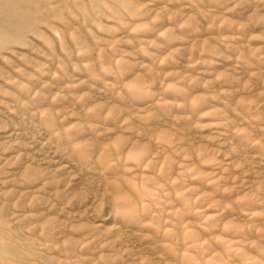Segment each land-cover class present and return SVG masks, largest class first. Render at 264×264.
<instances>
[{
  "label": "rangeland",
  "instance_id": "obj_1",
  "mask_svg": "<svg viewBox=\"0 0 264 264\" xmlns=\"http://www.w3.org/2000/svg\"><path fill=\"white\" fill-rule=\"evenodd\" d=\"M26 1L0 0V215L18 254L0 264H264L259 9Z\"/></svg>",
  "mask_w": 264,
  "mask_h": 264
},
{
  "label": "bare ground",
  "instance_id": "obj_2",
  "mask_svg": "<svg viewBox=\"0 0 264 264\" xmlns=\"http://www.w3.org/2000/svg\"><path fill=\"white\" fill-rule=\"evenodd\" d=\"M2 1H4V3L5 2H7L8 0H2ZM58 3H60L59 1H57ZM57 2H55L54 0L52 1V2H50V0H27L26 1V3L30 6V8L32 9V11L33 12H39L40 10L42 11V10H44V9H46L47 7H49V6H53V5H55V4H58ZM236 2V1H235ZM239 2H241L242 3V5H244L243 7H242V9L243 8H248V7H250L251 5H254V8H257V9H259V16H264V4L263 3H261L262 1H259V0H241V1H239ZM17 4H18V8H17V10L19 9V11H17V16H19V17H21V15H20V5L21 4H19V2H16ZM250 4V5H249ZM49 5V6H48ZM159 8V7H158ZM252 9H253V7H252ZM252 9H248L249 11H251ZM54 12V14L53 15H57V13L55 12V11H53ZM252 12V11H251ZM1 19V18H0ZM14 24V23H13ZM259 26V25H258ZM257 26V27H258ZM18 33V32H17ZM7 42H8V37L3 33V31L0 29V49H3V48H5L6 47V45H7ZM263 48V47H262ZM98 90V89H97ZM97 96V95H96ZM247 98V97H246ZM100 101V100H99ZM114 102V101H113ZM141 132V131H140ZM19 145V144H18ZM69 149V148H68ZM26 152V151H25ZM29 155V154H28ZM46 158V157H45ZM44 158V159H45ZM25 159V158H24ZM28 159V158H27ZM51 159H52V157H51ZM64 159V158H63ZM26 160V159H25ZM41 160V159H40ZM40 160H38V161H40ZM255 160V159H254ZM42 161V160H41ZM58 161V160H57ZM61 161V160H60ZM26 162V161H25ZM55 162V161H54ZM63 162V161H62ZM53 163V162H52ZM58 163V162H57ZM65 163V162H64ZM50 164H51V162H50ZM55 165V164H54ZM57 165V164H56ZM67 165V164H66ZM41 167V166H40ZM45 167V166H44ZM45 168H48L47 166L45 167ZM55 168V167H54ZM69 168V167H68ZM49 169V168H48ZM67 169V168H66ZM32 170V169H31ZM46 170V169H45ZM65 170V169H64ZM72 170V169H71ZM34 171V170H33ZM30 172H32V171H30ZM36 173H38V172H36ZM60 173V172H59ZM69 173V172H68ZM29 174V175H28ZM27 174V176L26 177H30V176H33L34 174L33 173H28ZM33 174V175H32ZM175 175V174H174ZM37 176H39V175H37ZM37 176L35 177L36 179H38L39 180V178H37ZM71 176V175H70ZM78 176H76V178H77ZM35 179V180H36ZM41 179V178H40ZM45 180H46V178H44ZM63 179V178H62ZM61 179V180H62ZM74 179V178H73ZM45 180H43V183H46V185L48 184L47 183V181L46 182H44ZM53 180V179H52ZM51 180V181H52ZM60 180V179H59ZM49 181V180H48ZM63 181V180H62ZM61 181V182H62ZM28 182V181H27ZM78 182H79V180H78ZM235 182V181H234ZM248 182V181H247ZM49 185V184H48ZM51 185V184H50ZM65 185V184H64ZM64 185H62V186H64ZM72 186H73V184H72ZM50 187V186H49ZM76 187V186H75ZM41 190V189H40ZM59 190V189H58ZM67 192H69V190L67 191ZM240 192V191H239ZM61 196V195H60ZM53 208V207H52ZM99 211V210H98ZM103 213V212H102ZM95 216V215H94ZM2 216L0 215V262L1 263H4V262H6L7 260H9V259H11V258H18V254H17V252L16 251H13V250H11L10 248H7V243L4 241V238L2 237V235H4V234H6V233H4V231L1 229L2 228ZM92 218V217H91ZM104 218H106V217H104ZM111 219V218H110ZM75 220V219H74ZM97 223H100V224H102V225H105L106 223H107V220H105V219H103L101 216H96L95 217V219H94ZM109 220V219H108ZM264 221V220H263ZM102 225H101V227H102ZM261 226V225H260ZM113 227V226H112ZM106 229V228H105ZM260 258V257H259ZM20 262H19V259H17V261H16V264H19Z\"/></svg>",
  "mask_w": 264,
  "mask_h": 264
}]
</instances>
